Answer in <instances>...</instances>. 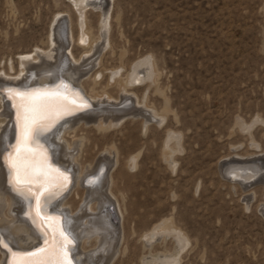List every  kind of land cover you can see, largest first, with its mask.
Returning a JSON list of instances; mask_svg holds the SVG:
<instances>
[{
  "label": "rangeland",
  "instance_id": "rangeland-1",
  "mask_svg": "<svg viewBox=\"0 0 264 264\" xmlns=\"http://www.w3.org/2000/svg\"><path fill=\"white\" fill-rule=\"evenodd\" d=\"M106 6L109 44L98 54L108 69L104 75L121 65L124 74L147 56L155 63V82L135 77L136 93L146 98V110L163 114L160 122L156 117L142 125L140 116L129 114L103 138L95 130L79 132L96 157L114 145L117 153L112 149L110 157L117 155L123 165L138 152L136 167L128 161L129 176L115 178L110 204L119 209L123 235L110 264H139L140 256L172 253L171 237L154 243L150 252L141 238L168 218L188 238L172 264H264V169L242 184L221 168L233 158L264 161V0H110ZM59 14L72 29V39L61 38L78 58L71 0H0V72L13 75L21 54L56 47L52 30ZM99 20L100 10L88 9L94 36ZM98 66L82 77L86 89ZM111 94L116 96V87ZM128 95L137 106L135 95ZM174 133L178 146L171 166L163 150ZM81 167L75 164L76 171ZM82 183L67 193L68 209Z\"/></svg>",
  "mask_w": 264,
  "mask_h": 264
},
{
  "label": "bare ground",
  "instance_id": "bare-ground-1",
  "mask_svg": "<svg viewBox=\"0 0 264 264\" xmlns=\"http://www.w3.org/2000/svg\"><path fill=\"white\" fill-rule=\"evenodd\" d=\"M71 2L77 11L75 45L81 49L80 57L76 58L73 55L67 40H65L66 47L64 46L65 42L61 37L65 36L66 39L69 35L72 39V29L70 26H65L64 15L59 14L60 16L55 18L52 30L54 36L52 42L57 43L56 47L49 52L40 48L31 53L21 54L19 69L13 75L6 72H2V75L0 72V102L3 107L0 111V237H2L0 241L7 245L4 247L0 244L3 264H10L14 253L26 254L40 249L59 248L63 243L61 233L68 240L71 238L75 241L74 247L70 243L64 249L70 264H110L119 251L123 227L118 215L119 209L116 210L113 204V208L109 209L108 204L111 203V196L114 197L115 178L129 176L128 161H130L129 167L133 164L136 167L138 152L127 155L123 165L120 164L117 155L110 157L112 149L117 153L114 145L105 148L107 155L96 157L98 152L92 154L90 144L82 136L84 133L80 135L79 132L84 129L95 130L99 133L98 137L103 138L107 130L116 127L129 114L140 116L141 125L156 117L155 121L160 122L163 117V114L157 111L146 110L150 105L144 96L137 95L138 85L134 84V78L137 76L140 82L147 81L148 85L155 82L156 67L153 60L147 56L140 57L132 62L129 70L124 74L121 72V65L111 68L108 78L104 75L108 69L103 67L98 54L100 50L103 51L105 45L103 43L109 44L111 14L106 5L110 0H71ZM88 9L100 10L102 15L96 36L87 21ZM95 66H98V69L90 77V87L86 89L85 83L81 81L82 77L88 74L89 67L93 69ZM109 78H112V81ZM62 80L81 90L85 89L83 93L91 102V107L62 118L56 123L60 117L75 110L68 100L74 99L76 92ZM49 83L51 85H48ZM113 87L117 88L116 96L111 94ZM3 88L20 92L38 89L56 92L60 97L66 98L67 108L60 110L59 117L50 130L40 135L31 145L37 153L38 166L48 174V182L41 181L44 183V189L38 191V183L30 185L32 193L40 195L39 204L35 196L29 194V186H25L21 194L15 190L12 182L14 173L8 166L7 157L13 152L12 146L16 144V108L13 107L9 92H1ZM128 93L135 95L137 106L132 107V99ZM125 102H128V105H124ZM102 103L114 105L101 109L99 106ZM87 124L90 126L87 127ZM176 145L178 146V136L174 133L166 139L163 150V157L168 162L173 156L175 151L173 148ZM233 159L221 163L222 173L224 170L225 175L242 184L254 180L264 169V161L251 160L252 158ZM77 163L82 165L79 171L75 169ZM86 163L89 167L83 170ZM169 164L174 166V162L170 161ZM66 174L71 175L72 182L67 191L58 196L57 194L62 190L59 185L65 184ZM81 179L82 189H75L76 202L68 209L67 193L74 185L79 184ZM41 191L43 194H40ZM55 195L56 198L52 200ZM4 210L8 212L5 217ZM165 237L172 238L176 243V249L172 253L154 252L140 256L139 264H172L178 261L179 251L188 242V238L172 225L169 218L154 223L141 238H143V246L149 247L147 250L150 252V247ZM58 255L44 258L54 262Z\"/></svg>",
  "mask_w": 264,
  "mask_h": 264
},
{
  "label": "snow or ice",
  "instance_id": "snow-or-ice-1",
  "mask_svg": "<svg viewBox=\"0 0 264 264\" xmlns=\"http://www.w3.org/2000/svg\"><path fill=\"white\" fill-rule=\"evenodd\" d=\"M9 96L13 100V107L16 108L17 128L16 144L12 146L13 152L7 157L8 166L14 173L12 182L15 190L21 194L25 186H29V194L34 195L39 204L40 195L32 193L30 185L38 183V191L44 189V183L48 182V174L38 166L37 153L31 145L40 135L50 130L59 117L60 110L67 108L66 98L60 97L56 92L38 89L25 92L9 90ZM64 179L66 180V177ZM42 180L44 183H41ZM59 186L63 187V184ZM40 194L43 192L41 191ZM61 237L63 243L59 248L40 249L37 252L26 254L14 253L10 264H70L64 249L71 241L63 233ZM0 244L3 242L0 241ZM3 246L7 247L6 244ZM57 254H59L58 258L54 262L44 258Z\"/></svg>",
  "mask_w": 264,
  "mask_h": 264
},
{
  "label": "water",
  "instance_id": "water-1",
  "mask_svg": "<svg viewBox=\"0 0 264 264\" xmlns=\"http://www.w3.org/2000/svg\"><path fill=\"white\" fill-rule=\"evenodd\" d=\"M62 82H63V83H68V84L72 87L71 89H72L73 91L76 92V97H75L74 99H69V100H68V102L72 105V107H73L75 110H72V112H70V113H68V114H66V115H64V116H62V117H60V118L56 121V123H57L59 120H61L62 118H65V117H68V116L74 115V114L79 113L80 111H82V109L84 110V109H88L89 107H91V102L86 98V96L84 95L83 91H82L79 87L74 86L73 84L69 83V82L66 81V80H65V81L62 80ZM48 85H51V84L49 83ZM1 92H2V93H7V92H9V90H8V88H3ZM77 108H81V109H77ZM48 158H50V157H48ZM87 178H88V177H86V179H87ZM71 182H72V177H71V175L66 174V181H65V184L63 185L61 192H60L59 194H57V195L59 196V195L65 193V192L67 191V189L69 188ZM54 189H56V188H53V190H54ZM57 195H55V196L53 197L52 200H54V199L56 198ZM108 208H109V209H112V208H113L112 204H108ZM70 241H71V245L74 247V245H75V241H74V239H71V238H70ZM33 248H35V247H33Z\"/></svg>",
  "mask_w": 264,
  "mask_h": 264
}]
</instances>
